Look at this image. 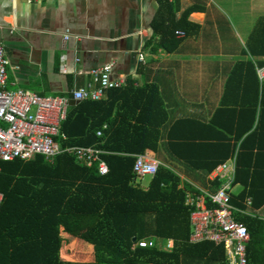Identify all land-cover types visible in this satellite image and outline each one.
I'll return each mask as SVG.
<instances>
[{"label":"trees","instance_id":"1","mask_svg":"<svg viewBox=\"0 0 264 264\" xmlns=\"http://www.w3.org/2000/svg\"><path fill=\"white\" fill-rule=\"evenodd\" d=\"M160 21L152 23L159 45L166 44V33L176 41L174 27ZM248 49L264 56V19L254 26ZM224 112V106L217 108L207 122L190 117L166 121L155 83L132 87L128 82L109 89L101 100L69 106L60 125L63 143L100 148L108 172L100 175L96 166L70 155H58L52 163L41 155L0 160V264H228L222 244L188 241L192 207L185 192L195 189L187 182L179 187L180 177L169 163L177 160L186 171L208 173L234 156V183L243 181V189L230 202L242 210L249 198L253 208L260 207L264 192L256 198L248 178L257 153L264 152V82L241 108L234 130ZM159 148L167 162L143 187L135 181V155ZM235 218L249 234L247 264H264V222L243 214ZM133 237L171 239L173 246L168 251L133 247ZM75 238L92 246V261H74L81 257L79 250L87 252Z\"/></svg>","mask_w":264,"mask_h":264},{"label":"crops","instance_id":"2","mask_svg":"<svg viewBox=\"0 0 264 264\" xmlns=\"http://www.w3.org/2000/svg\"><path fill=\"white\" fill-rule=\"evenodd\" d=\"M159 19L174 27L176 41H169L166 33V44L159 45L160 35L152 26ZM262 19L264 0H0V42L10 63V87L64 95L90 78L74 70L87 73L111 63V78L123 79L121 87L128 82L132 87L157 85L166 121L190 117L207 122L224 106V118L234 130L241 108L253 101L256 85L260 90L264 82L258 75L264 56L248 49L253 28ZM143 153L167 162L160 148ZM256 156L248 183L258 198L264 192V152ZM169 163L180 177L179 187L187 182L208 192L216 190L218 181L209 178L211 171H186L180 161ZM242 182L233 181L230 199L242 191ZM243 204L241 210L231 203L235 220L243 214L264 222V203L253 208L246 198ZM77 240L73 241L84 247ZM92 260L93 250L86 261Z\"/></svg>","mask_w":264,"mask_h":264},{"label":"built area","instance_id":"3","mask_svg":"<svg viewBox=\"0 0 264 264\" xmlns=\"http://www.w3.org/2000/svg\"><path fill=\"white\" fill-rule=\"evenodd\" d=\"M175 33L184 36L182 31ZM69 36L66 32L63 39L67 40ZM139 60L142 61L141 55ZM78 61V57L74 58L76 64ZM9 64L0 42V160H28L41 155L46 162L52 163L58 155H70L88 167L96 166L98 173L105 175L108 167L101 157L104 151L96 146L64 144L66 136L61 132L60 125L66 119L69 100H101L107 90L124 85L123 79L111 78V63L92 68L87 73L74 70L75 74H88L90 78L81 85L74 84L64 95H39L24 88H11L7 77ZM61 70L65 72L63 66ZM258 75L260 81L264 80V66L258 70ZM160 164V161L145 153L135 155V181L153 176ZM234 167L235 157L232 156L209 173L211 180L219 182L213 192L195 186L193 191L186 190L185 202L192 207L188 241L222 244L228 264H247L246 244L249 234L246 227L234 219V208L230 203ZM2 200L0 192V204ZM153 246L168 251L173 242L171 239L161 242L155 238H142L133 242V247Z\"/></svg>","mask_w":264,"mask_h":264},{"label":"rangeland","instance_id":"4","mask_svg":"<svg viewBox=\"0 0 264 264\" xmlns=\"http://www.w3.org/2000/svg\"><path fill=\"white\" fill-rule=\"evenodd\" d=\"M11 88H15V87H11ZM149 180H150V177L149 176H145V177H143L142 179H139L136 182L140 183L142 186H145L146 184H148ZM82 242L84 243L83 245H84V247H86L85 249H87L86 250L87 252L84 255H82L84 252L81 253V251L79 250V253L81 254V255L79 254V256H81V257H80V259H78V260L76 259L74 261L88 262L86 260L88 259L89 252L92 251V246L88 242H85V241H82Z\"/></svg>","mask_w":264,"mask_h":264},{"label":"water","instance_id":"5","mask_svg":"<svg viewBox=\"0 0 264 264\" xmlns=\"http://www.w3.org/2000/svg\"><path fill=\"white\" fill-rule=\"evenodd\" d=\"M79 101H77V100H69V106H72V105H75V104H77ZM132 241H135V238L133 237L132 238Z\"/></svg>","mask_w":264,"mask_h":264}]
</instances>
